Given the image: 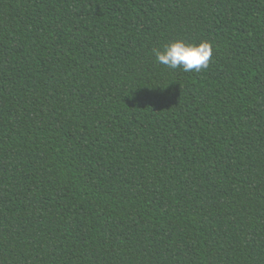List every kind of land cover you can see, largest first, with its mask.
<instances>
[{
  "label": "trees",
  "instance_id": "obj_1",
  "mask_svg": "<svg viewBox=\"0 0 264 264\" xmlns=\"http://www.w3.org/2000/svg\"><path fill=\"white\" fill-rule=\"evenodd\" d=\"M0 264H264V0H0Z\"/></svg>",
  "mask_w": 264,
  "mask_h": 264
},
{
  "label": "clouds",
  "instance_id": "obj_2",
  "mask_svg": "<svg viewBox=\"0 0 264 264\" xmlns=\"http://www.w3.org/2000/svg\"><path fill=\"white\" fill-rule=\"evenodd\" d=\"M156 62L169 68H181L184 72L200 71L208 67L212 55L211 45L204 41L199 45H187L177 40L163 50H154Z\"/></svg>",
  "mask_w": 264,
  "mask_h": 264
}]
</instances>
